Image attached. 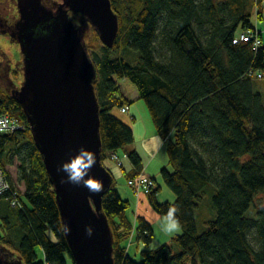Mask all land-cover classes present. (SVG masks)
I'll use <instances>...</instances> for the list:
<instances>
[{
  "label": "trees",
  "instance_id": "16d2710c",
  "mask_svg": "<svg viewBox=\"0 0 264 264\" xmlns=\"http://www.w3.org/2000/svg\"><path fill=\"white\" fill-rule=\"evenodd\" d=\"M263 2L111 0L119 23L114 44H104L93 27L86 29L103 163L123 151L131 166L122 158L126 181L142 173L139 154L129 148L133 128L115 109L128 111L143 99L157 134L167 143L168 164L160 175L176 196L173 202L158 201L161 187L153 177L147 199L164 216L170 206H178L182 228L170 242L147 248L152 225L141 215L135 224L130 220V200L121 195L112 174L102 207L114 264H264V205L256 203L264 194V100L254 89L264 71V39L252 21L254 15L264 18ZM246 30L257 31L262 45L235 42ZM21 66L19 62L16 68ZM119 79L135 86L136 99L124 94ZM0 114L26 125L13 134L0 133V164L6 167L17 158L18 181L24 184L19 204L13 205L9 194L0 196V255L23 264H76L43 155L17 96L1 83ZM208 188L217 213L200 233L195 210ZM131 237L146 245L139 250L140 261L129 251Z\"/></svg>",
  "mask_w": 264,
  "mask_h": 264
},
{
  "label": "water",
  "instance_id": "95a60500",
  "mask_svg": "<svg viewBox=\"0 0 264 264\" xmlns=\"http://www.w3.org/2000/svg\"><path fill=\"white\" fill-rule=\"evenodd\" d=\"M19 19L0 16V33L18 44L23 82L8 88L21 103L56 193L62 223L76 264H114L113 238L102 199L112 173L101 157L100 111L93 83L95 66L86 44L93 27L111 47L118 17L111 0H17ZM15 14V15H16ZM6 65L4 78L8 77ZM1 83V82H0ZM87 149L97 157L89 176L103 183L93 194L69 183L60 165ZM87 178V177H86ZM94 231L88 236L86 227ZM0 264H23L0 255Z\"/></svg>",
  "mask_w": 264,
  "mask_h": 264
},
{
  "label": "rangeland",
  "instance_id": "374dc122",
  "mask_svg": "<svg viewBox=\"0 0 264 264\" xmlns=\"http://www.w3.org/2000/svg\"><path fill=\"white\" fill-rule=\"evenodd\" d=\"M53 0H44L46 3H51ZM264 3V2H263ZM17 0H3L0 1V16L4 20H10L17 12ZM252 21L255 24L257 30H259L262 33L263 39H264V18L261 20H258L256 16H252ZM18 44L10 39L9 35L5 33H0V61L2 63H8L10 60L12 68L15 66V61L19 58L20 50L18 48ZM263 78H258L255 81L254 89L261 93L263 100H264V71H262ZM9 76V75H8ZM11 77L14 80H17L14 77V73L11 74ZM0 82L1 84L9 88L10 85L4 81V77L0 76ZM119 84L121 86L122 91L124 94L129 95L131 92L137 91L135 86L128 80V79H119ZM139 105H141V115L143 117V121L145 124H147V127L151 126V129L153 128L154 131H156L154 123L152 121V118L150 116V112L148 110V107L143 99H139ZM115 113L122 118L124 121L129 123L132 126V119L130 118L129 112L122 113L119 108L115 109ZM148 129V128H147ZM148 131V130H147ZM171 138H173V134H171ZM118 154V153H117ZM124 154L123 151H119V156L122 157ZM156 154L154 155L153 159L155 158ZM112 158H106L104 161V165L112 170H116V168H119L117 166V162L115 160H111ZM163 159V163L160 165V162ZM115 161V162H114ZM18 163L19 160L17 158H14L12 163L6 166V169L8 171V174L11 179L15 182L16 188L23 193L24 192V184L22 182L18 181ZM168 164V154H167V143L164 141L163 147L160 149V151L157 154V157L154 161V163L151 166H154L155 169L158 170V173L153 175L156 177L157 185H160L161 189L157 194V199L160 202L170 201L173 202L176 198L175 193L164 183V181L161 178L160 171L161 168ZM149 174L150 172L147 171ZM123 184H125V187L128 189L127 192L130 193V206L126 210V213L130 220L135 224L137 216L141 215L147 218V220L151 223L153 228V238L150 241V243L147 245V248H156L160 244L167 243L171 241V238L177 234H180L181 231L178 233H172V234H166L162 231L161 223L163 220L164 215H161L157 213L152 206L150 205L147 194L145 192H142L139 197L136 196L133 189L131 187L126 185V182L123 177ZM128 183V182H127ZM122 187V184H118V188L120 189ZM204 198L200 201L199 206L195 210V216H196V223L198 231L201 233L203 230H205L207 221L210 219H214L216 216V209L214 208L212 204V194H211V188L207 189ZM124 197V195H122ZM127 199L126 197H124ZM138 199V200H137ZM256 203L258 205H264V194H260L257 199ZM254 205H252V208ZM133 244V242H132ZM143 247H146V245H143ZM37 254L39 258H43V250L41 246H38L36 248ZM135 259L140 261L142 259V256L140 254V251L136 252Z\"/></svg>",
  "mask_w": 264,
  "mask_h": 264
},
{
  "label": "clouds",
  "instance_id": "9594fccd",
  "mask_svg": "<svg viewBox=\"0 0 264 264\" xmlns=\"http://www.w3.org/2000/svg\"><path fill=\"white\" fill-rule=\"evenodd\" d=\"M163 144L164 140L160 135H152L149 139L139 143L137 151L141 155L151 159L160 151ZM96 163V155L87 149L81 148L75 156L60 165L58 171L65 173L67 182L77 185L82 183L89 192L98 194L103 191V183L89 176L91 168ZM4 187H7V185L5 184ZM178 211V206L173 205L169 207L161 223V228L164 233L172 234L181 231V222L177 216ZM93 231L94 229L91 226L86 227L88 236H91Z\"/></svg>",
  "mask_w": 264,
  "mask_h": 264
},
{
  "label": "built area",
  "instance_id": "2783aa9c",
  "mask_svg": "<svg viewBox=\"0 0 264 264\" xmlns=\"http://www.w3.org/2000/svg\"><path fill=\"white\" fill-rule=\"evenodd\" d=\"M237 41H251L255 47L262 45V38L259 36L257 31L252 30L243 31L235 40V42ZM261 77L262 73L260 72L258 73V78ZM123 111H127V108L124 107ZM25 128L26 125L18 117L10 114H0V133L13 134L15 132L22 131ZM111 157L119 165L121 164L122 158L118 154L113 153ZM5 184L7 187H4ZM128 184L133 189L136 196L139 197L142 192L148 193L151 188L154 187L155 182L150 176L142 172L135 178L129 179ZM18 191V188L14 187L12 184L6 167L0 164V196L9 194L11 196L12 204L17 205L20 203V200L17 197ZM132 238L133 237L128 240V245L132 243Z\"/></svg>",
  "mask_w": 264,
  "mask_h": 264
},
{
  "label": "crops",
  "instance_id": "0c3cea01",
  "mask_svg": "<svg viewBox=\"0 0 264 264\" xmlns=\"http://www.w3.org/2000/svg\"><path fill=\"white\" fill-rule=\"evenodd\" d=\"M126 96L128 98H130V99H136L138 97V94H137L136 91L135 92L133 91L129 95H126ZM120 111L122 113H127V112L131 113L130 114V118L132 119V128H133V132H134V142L129 148L135 149L137 151V147H138V145H139V143L141 141L147 140L152 135H156L157 134V132L154 131L153 128L151 129V126L147 127L148 125L144 123L143 117L141 115L142 112H141V105H139V100L134 102L131 106H128V111L123 112L122 109ZM137 153L139 154V156H140V158L142 160V165H143V171L142 172L153 178L154 177L153 175L157 174L158 170L155 169V167L151 166V165L154 163L158 153L156 154L154 159L153 158L149 159L148 157L141 155L138 151H137ZM122 158L124 159L125 164L128 166L127 168L130 169L131 166H130V163H129L128 159H127V156L123 155ZM162 163H163V159L160 162V165ZM117 166L119 168H116V170H114V172H112V170H111V172H112L114 178L117 180V186H118L119 183L122 184V187L120 189L118 188L120 193H121V195H124V197H126L127 199H130L129 198L130 197V193L127 192L128 189L125 187V184H123V182H122L123 181V177H124L123 169L120 167V165L117 164ZM147 171H149L150 174ZM124 180L126 182V185L129 186L127 181H126V179H125V177H124ZM141 248H143V245L138 244V243H133V244L131 243L130 247H129V251L133 252V253H136Z\"/></svg>",
  "mask_w": 264,
  "mask_h": 264
},
{
  "label": "flooded vegetation",
  "instance_id": "af4514ba",
  "mask_svg": "<svg viewBox=\"0 0 264 264\" xmlns=\"http://www.w3.org/2000/svg\"><path fill=\"white\" fill-rule=\"evenodd\" d=\"M14 16L11 18V22H10V24L9 25H12V24H15L16 23V21L19 19V13H17L16 15L15 14H13ZM10 37V36H9ZM10 39H12L11 37H10ZM19 54V58L15 61V66L12 68V64H11V62L10 61H12V60H10L8 63H2L1 61H0V76L1 77H4V75H5V69H6V65L8 66V74H9V76L8 77H6V78H4V81L6 82V83H8L9 85H12V84H15V85H19V84H22V82H23V71H22V69H21V71H20V69H18V68H16L17 66H18V64H19V62H23V58H22V56H21V53H18ZM22 68H23V63H22ZM12 73H14V77L17 79V80H14L12 77H11V74Z\"/></svg>",
  "mask_w": 264,
  "mask_h": 264
}]
</instances>
